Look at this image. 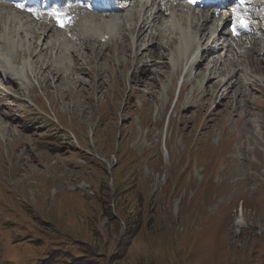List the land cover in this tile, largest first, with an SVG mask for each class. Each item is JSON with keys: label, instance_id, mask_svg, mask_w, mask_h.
Returning <instances> with one entry per match:
<instances>
[{"label": "rangeland", "instance_id": "1", "mask_svg": "<svg viewBox=\"0 0 264 264\" xmlns=\"http://www.w3.org/2000/svg\"><path fill=\"white\" fill-rule=\"evenodd\" d=\"M138 1L97 41L8 20L20 47L0 53L22 76L0 78V264H264V65L247 60L264 61V35L252 54L254 36L231 40L213 16L198 46L217 53L191 39L174 63L188 46L169 23L196 35L199 9Z\"/></svg>", "mask_w": 264, "mask_h": 264}, {"label": "bare ground", "instance_id": "2", "mask_svg": "<svg viewBox=\"0 0 264 264\" xmlns=\"http://www.w3.org/2000/svg\"><path fill=\"white\" fill-rule=\"evenodd\" d=\"M259 1V0H258ZM156 2V0H151V3L153 4V3H155ZM150 3V5H152ZM250 3H252V4H257V3H255V2H253V1H250ZM249 3V4H250ZM135 4V3H134ZM260 4H262V6L264 5V3H260ZM251 5V4H250ZM234 6H236V8L233 10V17H235V18H237V20H238V23L239 22H241V23H244L245 22V20H244V18H243V15H241V14H238L237 13V11H239L240 13H243V11H244V8L245 7H241V8H239L238 7V5H234ZM261 5H259V6H257L258 8H261L262 7ZM4 6H2V5H0V46L1 45H3L4 47H8V45H11L12 46V49L14 50H17V42H16V38H15V34H13V33H15L14 32V30L13 29H11V27H10V25H11V21L10 22H8V20L10 19L9 17H11L12 19H16V20H22V21H24V22H26V21H32V23L34 22L33 20H35L34 18L33 19H31V18H29V15L28 14H26V13H24V12H21V11H17L16 9H12V8H10V7H7L10 11H12L13 12V14H11V15H4L3 14V10H4V8H3ZM231 7V6H230ZM108 9H111V8H108ZM7 11L8 13L10 12V11ZM154 10V9H153ZM161 8H159L158 7V9H156V12H155V16L156 15H158L159 14V12H161ZM260 10H262V9H260ZM106 11V10H105ZM39 12H41V14H40V17H42V18H50V17H52V18H54V19H58L59 20V24L61 25V23L63 22V24L64 25H67L68 24V26L69 25H71V26H75V27H78L79 29H80V31H81V33H83V36H85V35H87V37L89 38V40L90 41H97V35H99V36H101V39L103 38H107L109 35H111V34H113V32L115 33L116 31H117V26H118V24H119V17H117V18H115V16H114V12H109V13H105V14H101V13H95V12H93V11H90L89 9H87L86 7H75V8H73V9H68V8H60V9H58L57 11H53V10H51V11H49V10H46V9H43V8H40L39 9ZM148 12V11H147ZM146 12V13H147ZM150 12H152V10L150 11ZM149 12V13H150ZM152 13H150L147 17H146V20H149L151 17H152V15H151ZM193 14V13H192ZM232 14H230V15H232ZM195 15H197V13H195ZM198 15H199V18H198V21H200V23H199V25L198 24H195L194 26L196 27V26H198L197 27V31L198 32H200V33H196V35H198L199 36V40L201 41L202 40V38H201V35L204 33V30L206 29V25H207V23H209V21H210V18L211 17H213L214 15L211 13V14H208L206 11H204V10H200V12L198 13ZM251 15V14H250ZM137 16H138V14H137ZM154 16V17H155ZM153 17V18H154ZM153 18L151 19V20H149V21H152L153 20ZM182 21H186L185 19H183V18H173V20H172V23H173V27H175V28H177L178 30H179V33H180V40H181V42L183 41L184 43H186V40H188V38L190 37V38H192V35L194 36V37H196V35H195V33L193 34V32L191 33V31H188V30H186V28L185 27H183L182 25H184L183 23H182ZM12 22H14V21H12ZM19 24H21L20 22H18ZM182 23V24H181ZM184 23H186V22H184ZM237 23V24H238ZM8 24V25H7ZM15 24H17V23H15ZM6 25L8 26L7 27V29H6ZM24 25V24H23ZM63 25V26H64ZM136 25V24H135ZM134 25V26H135ZM221 25H223V27H222V29H224L225 31H226V23L224 22V23H222ZM67 26V27H68ZM193 26V27H194ZM48 27H49V29L47 30V29H43L42 31H41V33L39 34L40 36H44V40H45V38L47 37V35H49L50 33H51V31H53V30H55V31H57V32H60V31H58L57 29H55L52 25L50 26V25H48ZM188 27V26H187ZM232 27H235V28H237V26H235V25H232ZM9 28H10V30H9ZM235 28H234V31H235ZM212 29V30H211ZM210 30H211V34H215L216 33V31H217V28L216 29H213V28H211ZM222 29H220L219 30V33H222L221 31H222ZM115 30V31H114ZM129 30L131 31V28H129ZM146 31V28H145V24L143 23V21H140V23L138 24V27H137V29H136V27H133V30H132V32L133 33H138L137 34V36H135L136 37V40H139L140 39V37L143 35V33ZM196 32V31H195ZM224 32V31H223ZM227 32V34H230L231 32H230V30H227L226 31ZM218 33V34H219ZM59 34L60 33H58V35L57 36H59ZM61 34H64V32L63 33H61ZM132 34V33H131ZM225 34V33H224ZM263 35V34H262ZM217 36V35H216ZM219 36V35H218ZM21 36H19L18 38H20ZM2 38V39H1ZM15 38V39H14ZM37 38V37H36ZM38 38H39V36H38ZM211 38V36L208 38V37H206V39H210ZM254 38V41H253V45H252V47L249 49L250 50V52L252 53V54H254V53H257L258 51H260V49H256V44H257V40H259V39H257V37H253ZM260 38V37H259ZM110 39V38H109ZM261 40V39H260ZM18 41V44H19V40H17ZM215 43L216 42H218V37H217V39H214L213 40ZM213 41H211V44H214V42ZM170 42L171 43H173V39H171L170 40ZM176 42V41H175ZM174 42V43H175ZM190 44H191V41L190 42H187V44L185 45V46H190ZM202 44H203V42H202ZM69 44L67 43V44H65V46H68ZM221 45H222V43H221ZM181 46H183V44L181 45ZM212 45H208V47H210V49H209V51H207V49L206 48H204L203 50H202V53L201 54H203V53H205V52H208L207 54H214V53H217V51L218 50H213L212 49V47H211ZM263 47H264V43H263ZM184 48V47H183ZM183 48H182V50H183ZM154 49V46H153V44H151L150 46H146V47H144V49H143V51L144 50H153ZM181 49V48H180ZM1 50V49H0ZM2 51V50H1ZM187 51V50H186ZM186 51H184V52H180L179 50L178 51H176L177 52V54L173 57V62L174 63H176V62H178V59H179V57H182V56H186L188 53H186ZM189 51V50H188ZM151 53V52H150ZM154 53H156V51L155 50H153L152 51V54H154ZM190 53V52H189ZM206 54V53H205ZM259 54V53H258ZM262 54V53H261ZM3 57H0V78H3V80H7V79H14V80H17L18 81V79H20L19 77H20V75L22 76V70H21V68L19 69V68H17V67H14L13 65H15V66H17L18 64H16L15 63V61L13 60L12 61V59H11V57L9 56V57H7L8 55H6L4 52H3ZM141 55V54H140ZM156 55H158V53L156 54ZM181 55V56H180ZM251 55V54H250ZM161 56H163V55H161ZM189 56V55H188ZM101 57H103V54L101 55ZM165 57V56H164ZM163 57V58H164ZM140 59V56L138 55V56H136V59ZM206 56H204V57H202V56H200V61H201V64L203 63L202 61H205L206 59ZM165 59V58H164ZM260 59V61H256V60H254L253 59V57L252 56H249V54H247V60H248V65L249 66H251V67H253L255 70H257V71H261L262 69H263V65H264V61L261 59V58H259ZM162 60V59H161ZM10 61H11V63H10ZM199 61V60H198ZM154 61H152V64L153 65H155V63H153ZM165 61H163L162 63H163V66H164V68L166 69L167 67H168V62L166 61L165 63H164ZM172 62V63H173ZM158 63V62H157ZM160 64V63H159ZM192 64V63H191ZM190 64V65H191ZM124 65L126 66L127 65V63H124ZM193 65V64H192ZM191 67V66H190ZM210 70H212V68H210ZM73 72V71H72ZM133 73L134 72H132V75H133ZM210 74V73H209ZM237 74V73H236ZM211 75V74H210ZM209 75V76H210ZM233 77V76H232ZM231 77H229V79L228 80H231L230 79ZM151 79V78H150ZM234 79H235V81H238V82H240V81H242L243 82V79H241V77L240 76H236V75H234ZM151 80H155V78H153V79H151ZM210 79L208 78V81H209ZM207 81V80H206ZM247 82L248 83H250V84H253V82H254V80H247ZM208 85V84H207ZM217 86H218V88L221 90V88L224 86V84H220V82L217 84ZM185 88V87H184ZM252 88V87H251ZM205 89H207L206 88V86L204 85V86H202V89H201V93L203 94L202 95V98H204L206 95H209L210 96V92H206L205 93ZM253 89V88H252ZM217 90V89H216ZM209 91V90H208ZM214 92V91H213ZM231 92V87L230 88H228V89H226L225 91H223V92H221V95H220V98H219V100L220 101H218V103L219 102H221V101H223V100H225V99H227V96L229 95V93ZM249 92V91H248ZM218 94V93H217ZM245 95H246V93H245ZM236 109H238V107L237 106H235V109L234 110H236Z\"/></svg>", "mask_w": 264, "mask_h": 264}, {"label": "trees", "instance_id": "3", "mask_svg": "<svg viewBox=\"0 0 264 264\" xmlns=\"http://www.w3.org/2000/svg\"><path fill=\"white\" fill-rule=\"evenodd\" d=\"M57 257L54 256V253H50L48 254V256L46 258H44L43 262L39 263V264H55V262L57 261ZM72 258H70V260H66V262L62 263V264H78V260H73L71 262Z\"/></svg>", "mask_w": 264, "mask_h": 264}]
</instances>
